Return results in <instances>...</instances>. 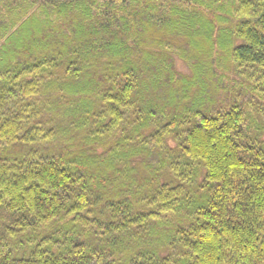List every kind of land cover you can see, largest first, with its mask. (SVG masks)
Listing matches in <instances>:
<instances>
[{"label":"trees","instance_id":"obj_1","mask_svg":"<svg viewBox=\"0 0 264 264\" xmlns=\"http://www.w3.org/2000/svg\"><path fill=\"white\" fill-rule=\"evenodd\" d=\"M0 264H264V0H0Z\"/></svg>","mask_w":264,"mask_h":264}]
</instances>
